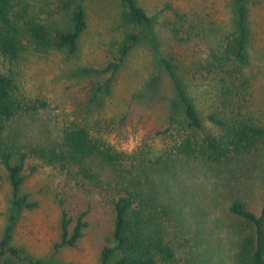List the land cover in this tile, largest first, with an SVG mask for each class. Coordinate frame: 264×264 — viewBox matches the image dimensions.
<instances>
[{
    "label": "rangeland",
    "instance_id": "rangeland-1",
    "mask_svg": "<svg viewBox=\"0 0 264 264\" xmlns=\"http://www.w3.org/2000/svg\"><path fill=\"white\" fill-rule=\"evenodd\" d=\"M54 0H15L17 11L43 10ZM150 23L139 28L122 25L118 0H84L87 28L73 55L39 52L22 39L17 61H1L14 71L22 109L7 122V137L15 144L53 146L63 132L80 126L121 121L108 134L110 143L130 151L163 129L176 93L161 65H156L150 35L160 55L173 56L179 76L205 119L212 106L208 87L218 82L200 70L209 47L229 29L232 0H136ZM249 7L248 62L250 88L238 110L241 117L264 120V0H246ZM173 11L185 19L177 18ZM180 20V21H179ZM175 23V24H174ZM173 24L181 26L174 37ZM139 37L114 76L86 73L100 70L116 55L126 33ZM181 39V40H180ZM110 80V81H109ZM109 81V82H108ZM106 84L99 92L98 88ZM93 98L95 99L93 101ZM215 104L221 108V100ZM216 107V106H215ZM236 114V113H235ZM159 154V151H155ZM21 193L35 204L11 223L12 245L38 264H99L101 249L113 231L114 211L104 196L68 192L75 209L87 210L88 226L75 248L54 251L60 237V210L46 191L49 173L40 167L23 173ZM172 212L168 236L175 248L172 264H233L237 237L229 209L240 200L254 214L264 205V144L229 164L215 165L199 157L168 156L166 162L142 169ZM13 211L11 188L0 168V240ZM15 264H27L18 261Z\"/></svg>",
    "mask_w": 264,
    "mask_h": 264
},
{
    "label": "trees",
    "instance_id": "trees-1",
    "mask_svg": "<svg viewBox=\"0 0 264 264\" xmlns=\"http://www.w3.org/2000/svg\"><path fill=\"white\" fill-rule=\"evenodd\" d=\"M118 8L125 27L137 29L150 23L136 0H118ZM230 12L229 29L209 47L207 57L199 65L211 82L215 78L218 82V87H208L206 95L212 106L205 119L179 76L176 59L160 55L152 35L149 36L155 63L163 67L171 81L176 100L171 103L165 127L130 151L110 143L108 134L116 128L115 124H121L113 120L104 124L110 128L108 132L98 123L66 129L61 142L53 146L15 144L7 137V122L23 105L14 71L11 67L0 69V168L11 188L13 208L10 224L0 240V264H38L12 245L11 223L23 210L35 207L21 193L23 173H35L43 166L49 173L46 191L60 210V237L54 251L75 248L88 226L87 210L72 207L68 192L86 196L97 193L106 198L114 211L113 231L101 249L99 264L174 262L175 248L168 236L171 209L142 178V169L163 164L171 154L199 157L215 165L229 164L264 144V120L257 124L241 117L240 102L236 101L245 98L246 89L250 88L245 72L249 58L248 3L232 0ZM173 14L185 19L176 11ZM174 24L172 34L178 37L185 31ZM86 28L84 0H54L48 8L30 13L26 9L17 11L15 0H0V63L12 65L17 61L22 39L39 52L66 51L73 55ZM138 41L137 35L126 33L105 67L85 72L114 76ZM105 86L99 87V92ZM216 97L223 104L221 108L215 104ZM157 150L159 154L154 155ZM229 211L235 217L232 228L237 237L233 264H264V205L259 214H254L240 200H234Z\"/></svg>",
    "mask_w": 264,
    "mask_h": 264
}]
</instances>
